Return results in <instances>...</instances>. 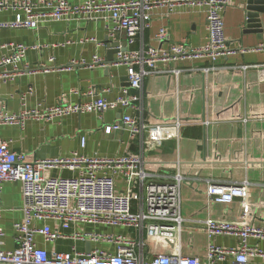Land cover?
<instances>
[{
  "label": "crops",
  "instance_id": "crops-1",
  "mask_svg": "<svg viewBox=\"0 0 264 264\" xmlns=\"http://www.w3.org/2000/svg\"><path fill=\"white\" fill-rule=\"evenodd\" d=\"M77 4L80 0H68ZM246 0H232L222 13L227 45L245 52L219 58L216 71L204 73L209 66L206 58H186L169 63L180 69L175 78L170 73L147 76L143 82L144 120L148 126L143 144L145 168L154 181H170L176 173L185 177L181 185V215L184 219L180 233V252L197 256L207 262L210 245L221 248L237 247L236 235H208L205 222L250 224L264 228V13L259 15L260 33L246 27ZM16 11H0V20L14 19ZM110 22L84 19L55 20L41 23L36 29H0V45L23 43L43 45L28 49L24 56L21 76L10 82L0 81V106L10 112L31 109L37 102L52 105L57 101L76 102L84 96L71 94L72 89L84 92L89 86L107 89L104 96L115 98L127 86L126 67L114 65L116 46L124 44L119 32L108 39ZM164 27L167 39L160 42L156 33ZM206 22L202 13L185 8L169 12L165 7L152 11L145 40L150 46L167 47L184 41L188 46L202 45L206 39ZM7 48L0 49V55ZM108 53L113 56L107 60ZM97 54L103 66L87 68L72 64V60L90 61ZM53 57L52 62L49 58ZM247 66V68H241ZM28 89H30L28 91ZM24 95V96H23ZM23 96V98H22ZM121 110L101 114L82 113L61 120L29 119L23 127L0 126V137L9 141L10 148L22 153L25 160L66 157L78 151L93 156H122L139 152L140 143L129 138L125 130L104 133L102 126L119 118ZM178 124V125H177ZM80 136L85 145L80 147ZM48 176H70L65 168L46 171ZM248 181L244 201L234 199L228 204L207 200L205 187L209 182L232 184ZM3 249L15 247L13 224L20 220L21 194L18 182L2 186ZM244 213V214H243ZM64 234L53 241L42 237L35 240L48 251L89 252L95 248L114 254L117 244L92 242L74 238L73 232H98L137 237L133 229L102 224H71L58 227L53 221H37L41 227ZM147 252L173 255L175 247L147 238ZM249 246L264 251V239L249 237ZM252 264H264V258H250Z\"/></svg>",
  "mask_w": 264,
  "mask_h": 264
},
{
  "label": "built area",
  "instance_id": "built-area-1",
  "mask_svg": "<svg viewBox=\"0 0 264 264\" xmlns=\"http://www.w3.org/2000/svg\"><path fill=\"white\" fill-rule=\"evenodd\" d=\"M232 0H80L71 4L68 0H0V11H16L14 19L0 20V29H36L41 23L55 20L84 19L102 20L107 27L108 39L119 32L125 35L124 44L116 46L113 64L126 67L128 85L122 87L113 99H107V89L89 86L84 92L72 89L71 94L84 96L76 102L57 101L52 105L37 102L31 109L10 112L0 106V126L23 127L29 119L51 121L65 116L82 113L101 114L107 110H121L117 120L102 126L104 133L125 130L131 140L139 141L140 150L122 156H88L72 152L66 157L47 159H24L22 153L10 148L9 141L0 137V218L2 214V186L5 182H18L21 194L22 216L13 224L15 247L3 249V229L0 225V263L8 264H252L251 257L264 258V251L249 246V237L264 239V228L250 224L238 225L229 222L207 220L208 235H236L237 247L221 248L210 245L207 262L197 256H185L180 252V233L184 219L181 215V185L185 177L176 173L170 181H154L145 168V134L149 129L144 120L143 82L147 76L170 73L178 77L180 69L169 68L186 58H206L210 65L202 67L204 73L216 71L215 62L230 54L245 52L227 45L222 13ZM165 7L169 12L185 8L202 13L206 22V39L202 45L188 46L184 41L167 47L150 46L145 33L150 26L152 11ZM158 41L167 39L164 27L156 33ZM43 45L27 46L23 43H4L7 48L0 55V81L10 82L26 68L24 56L30 49ZM264 49V42L256 50ZM53 57L49 58L52 62ZM72 64L87 68L103 66L104 59L97 54L90 61L72 60ZM247 68V66H241ZM30 89H28L29 91ZM24 96V95H23ZM22 96V98H23ZM178 125V124H177ZM85 137L80 136V147ZM65 168L74 174L70 176H48L47 170ZM248 181L221 184L209 182L205 187L207 200L228 204L234 199L244 201L248 195ZM244 214V213H243ZM37 221H53L58 227L71 224H102L133 229L137 237L121 234L79 232L73 237L92 242H113L117 244L114 254L95 248L89 252L48 251L38 246L35 237L53 241L64 234L52 230ZM147 238L174 246L173 255L147 252Z\"/></svg>",
  "mask_w": 264,
  "mask_h": 264
},
{
  "label": "water",
  "instance_id": "water-1",
  "mask_svg": "<svg viewBox=\"0 0 264 264\" xmlns=\"http://www.w3.org/2000/svg\"><path fill=\"white\" fill-rule=\"evenodd\" d=\"M246 10V27L253 29L256 33H260L261 24L258 18L260 14L264 13V0H246ZM112 59L113 56L108 53L107 60L112 62ZM126 85H128V82Z\"/></svg>",
  "mask_w": 264,
  "mask_h": 264
}]
</instances>
